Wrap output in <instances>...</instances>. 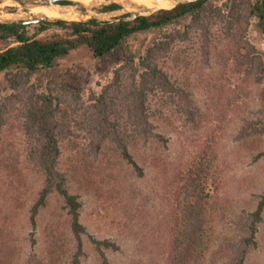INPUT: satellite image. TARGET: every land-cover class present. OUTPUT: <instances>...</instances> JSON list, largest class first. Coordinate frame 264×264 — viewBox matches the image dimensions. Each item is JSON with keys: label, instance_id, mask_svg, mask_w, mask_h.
Returning a JSON list of instances; mask_svg holds the SVG:
<instances>
[{"label": "rangeland", "instance_id": "rangeland-1", "mask_svg": "<svg viewBox=\"0 0 264 264\" xmlns=\"http://www.w3.org/2000/svg\"><path fill=\"white\" fill-rule=\"evenodd\" d=\"M130 1L54 4L51 7L62 10L68 19L49 20L97 19L102 23L149 10L145 3L136 2L138 6H134ZM13 3L0 0V22L44 16ZM113 3L123 4V9L105 11ZM11 14L14 19L9 18ZM30 25V33L36 34L38 24ZM184 25L176 30L184 32ZM69 34V29L52 26L37 37L52 39ZM210 34L208 51L202 32L195 29L188 39L179 38L170 52L158 58L172 83L191 94L201 117L196 123L189 120L179 108L180 96L175 97L176 102L161 88L149 93V112L165 141L145 144L140 140L139 148L133 150L143 176L120 156L114 144L108 143L99 153L93 145L99 120L108 118L121 124L128 121L134 71L121 60L108 57L100 61L88 48L81 47L60 58L55 70L33 77L27 85L51 86L58 100L60 168L69 176L72 193L83 202L81 221L86 232L82 264H169L170 237L163 222L169 218L177 189H184L198 175L207 193L219 204L213 213V245L205 264H228L216 253L218 248L227 238L235 237L236 222L255 211L264 194V134L243 136L244 129L259 119L264 83L258 85L256 76L240 71V53L227 37L225 24L213 21ZM140 38L141 42L165 40L161 33ZM246 38L264 55V36L253 26ZM14 45L0 40V50ZM7 88L5 75L0 74L1 96L12 98L5 102L8 113L0 148V160L4 158L8 166L1 181L5 188H0V233L5 230L9 242L16 246L14 264L50 262L54 251L58 252L53 256L57 264H69L78 244L62 199L51 198L36 229L29 221L44 178L31 161L24 96L20 98L19 92ZM106 240L115 247L97 243ZM33 259L36 261L30 262ZM246 264H264V213L257 248Z\"/></svg>", "mask_w": 264, "mask_h": 264}, {"label": "trees", "instance_id": "trees-1", "mask_svg": "<svg viewBox=\"0 0 264 264\" xmlns=\"http://www.w3.org/2000/svg\"><path fill=\"white\" fill-rule=\"evenodd\" d=\"M60 1L57 4H69ZM130 4L138 6L135 1ZM140 7V6H139ZM123 4L113 3L105 11H118ZM215 23L225 24L227 37L234 42L236 53H240L238 65L240 71L248 76H256L258 85L264 83V55L246 38L252 26L264 36V0H199L189 4H180L171 10H158L151 15L128 13L119 19L99 22L97 19L67 22L65 20H47L38 23V32L31 34L30 24L18 22H0V40L14 42L16 45L0 50V74L7 80V89L19 92L26 105L25 127L32 145L31 161L44 178V185L36 195L30 210V223L36 229L41 212L46 209L52 197L62 199L64 209L70 217L71 230L77 239V251L69 264H82L84 255L83 235L86 228L81 221L83 202L71 191L69 176L60 168L61 144L60 124L57 120L58 100L51 86L27 88L33 77L56 69L60 58L70 55L81 47L88 48L95 58L105 61L108 57L119 59L134 73L130 84L127 123H113L108 118L99 120L94 130L95 150L101 152L112 143L120 156L134 167L141 176L144 170L140 166L133 150L139 148L140 140L145 144L163 143L164 136L157 132L153 116L148 108V95L156 88L170 93L187 118L196 123L201 117L200 109L195 105L191 94L175 86L169 75L163 70L158 58L170 52L172 45L181 38L188 39L196 29L204 36L205 48L211 43L210 27ZM189 22V23H188ZM185 23H188L187 25ZM185 24V25H184ZM185 26V31L176 30ZM69 29L68 37L40 39L37 35L50 27ZM176 30L175 32H173ZM161 33L165 40H143L144 34ZM141 42V43H140ZM243 51H245L243 53ZM22 92V93H21ZM12 98L1 96L0 89V148L4 142V128L8 113L7 103ZM264 103V94L262 95ZM247 126L243 136L264 134V104L258 121ZM8 168L4 158L0 160V188L5 179L4 168ZM3 171V172H2ZM199 176V175H198ZM193 177L184 189H177V198L171 205L169 215L163 226H167L170 237L169 264H205L213 245V213L219 205L207 193L206 186L199 177ZM5 183V182H3ZM264 213V194L258 208L236 222L235 237H229L218 248L228 264H246L253 250L257 248L259 225ZM5 231V230H3ZM0 233V264H14L16 246L9 242L8 234ZM106 248L115 247L111 241L97 242ZM54 251L52 257L57 255ZM43 264H57L56 257ZM50 258V257H49ZM33 259L30 262H35ZM42 261V260H39ZM49 261V260H48ZM41 264V263H40Z\"/></svg>", "mask_w": 264, "mask_h": 264}, {"label": "water", "instance_id": "water-1", "mask_svg": "<svg viewBox=\"0 0 264 264\" xmlns=\"http://www.w3.org/2000/svg\"><path fill=\"white\" fill-rule=\"evenodd\" d=\"M14 1L19 3L20 5L28 8V9H30V10H33V8H36V7L51 6V5L57 4L60 1H72V0H14ZM157 1H165V0H157ZM168 1H171L173 3L172 7H170V8H157V9H150L149 8V10L142 11L139 14L147 15V13H151L152 10L153 11L164 10V9L171 10L180 4H189V3L196 2L199 0H168ZM49 19L50 18L48 16H43L41 18H36V19H32V20H23V21H20L18 23L22 24V25H28V24H33V23L38 24V23H42L44 21H47Z\"/></svg>", "mask_w": 264, "mask_h": 264}, {"label": "bare ground", "instance_id": "bare-ground-1", "mask_svg": "<svg viewBox=\"0 0 264 264\" xmlns=\"http://www.w3.org/2000/svg\"><path fill=\"white\" fill-rule=\"evenodd\" d=\"M72 1H82L84 4H89L91 0H72ZM135 2H142L147 4V6L150 9H157V8H170L173 6V3L171 1L165 0V1H157V0H132ZM13 4H19V3H13ZM33 11L39 14H43L44 16H48L49 18H63L68 19V15H66L62 10H55L51 6H42V7H36L33 8ZM70 17V16H69ZM9 18L14 19L15 16L11 14Z\"/></svg>", "mask_w": 264, "mask_h": 264}]
</instances>
